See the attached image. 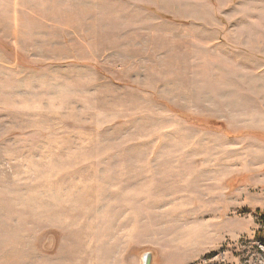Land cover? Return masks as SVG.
I'll use <instances>...</instances> for the list:
<instances>
[{"label":"rangeland","instance_id":"obj_1","mask_svg":"<svg viewBox=\"0 0 264 264\" xmlns=\"http://www.w3.org/2000/svg\"><path fill=\"white\" fill-rule=\"evenodd\" d=\"M262 215L264 0H0V264H264Z\"/></svg>","mask_w":264,"mask_h":264},{"label":"water","instance_id":"obj_2","mask_svg":"<svg viewBox=\"0 0 264 264\" xmlns=\"http://www.w3.org/2000/svg\"><path fill=\"white\" fill-rule=\"evenodd\" d=\"M145 257L147 258V263L146 264H150V262H151V254L150 253H147L145 255Z\"/></svg>","mask_w":264,"mask_h":264},{"label":"crops","instance_id":"obj_3","mask_svg":"<svg viewBox=\"0 0 264 264\" xmlns=\"http://www.w3.org/2000/svg\"><path fill=\"white\" fill-rule=\"evenodd\" d=\"M248 87V88H247ZM245 90H252L251 87H249V85H246V87L244 88ZM256 90V89H255Z\"/></svg>","mask_w":264,"mask_h":264},{"label":"bare ground","instance_id":"obj_4","mask_svg":"<svg viewBox=\"0 0 264 264\" xmlns=\"http://www.w3.org/2000/svg\"><path fill=\"white\" fill-rule=\"evenodd\" d=\"M143 260H144L143 264H146L147 263V258L145 256H144Z\"/></svg>","mask_w":264,"mask_h":264},{"label":"trees","instance_id":"obj_5","mask_svg":"<svg viewBox=\"0 0 264 264\" xmlns=\"http://www.w3.org/2000/svg\"><path fill=\"white\" fill-rule=\"evenodd\" d=\"M261 219H262L261 221H263V223H264V215L261 216Z\"/></svg>","mask_w":264,"mask_h":264}]
</instances>
